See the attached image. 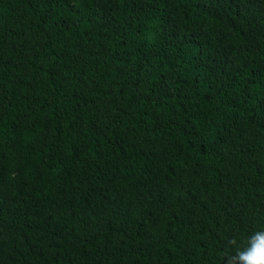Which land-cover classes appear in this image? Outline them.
<instances>
[{"label": "trees", "instance_id": "trees-1", "mask_svg": "<svg viewBox=\"0 0 264 264\" xmlns=\"http://www.w3.org/2000/svg\"><path fill=\"white\" fill-rule=\"evenodd\" d=\"M264 229V0H0V264H225Z\"/></svg>", "mask_w": 264, "mask_h": 264}, {"label": "clouds", "instance_id": "clouds-1", "mask_svg": "<svg viewBox=\"0 0 264 264\" xmlns=\"http://www.w3.org/2000/svg\"><path fill=\"white\" fill-rule=\"evenodd\" d=\"M226 243L230 251L224 253L225 264H264V229L253 231L242 240L232 236Z\"/></svg>", "mask_w": 264, "mask_h": 264}]
</instances>
